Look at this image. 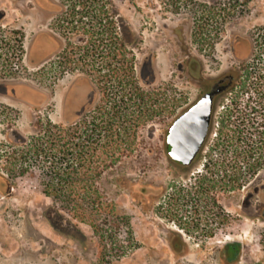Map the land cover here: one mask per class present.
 Returning a JSON list of instances; mask_svg holds the SVG:
<instances>
[{"label": "rangeland", "instance_id": "obj_1", "mask_svg": "<svg viewBox=\"0 0 264 264\" xmlns=\"http://www.w3.org/2000/svg\"><path fill=\"white\" fill-rule=\"evenodd\" d=\"M65 4L0 0V79L17 82L22 97L0 96V264L97 261L92 230L75 223L87 242L75 239L69 218L58 214L43 194L46 176L40 165L17 159L23 142L36 136L40 123L67 124L65 116L75 122L99 101L92 78L64 64L61 52L70 35L57 20L67 10ZM113 10L131 30L127 37L141 83L164 93L169 105L164 121L140 130L136 156L101 181L119 211L131 217L140 246L114 264H216L218 249L235 241L242 244L238 264H264V224L255 220V205L252 212L245 210L247 189L259 178L250 168L260 159L258 130L241 132L233 140L227 134L218 141L210 136L192 167L180 166L168 155L170 126L196 100L199 89L185 77V59L161 24L193 22L194 8L182 0H121ZM29 50L36 64L29 62ZM213 61L206 58L208 73L215 70ZM26 92L32 96L27 98ZM22 164L31 167L25 175L11 171ZM236 172L239 189L222 188L219 181ZM204 178L217 187L212 190L207 181L203 192Z\"/></svg>", "mask_w": 264, "mask_h": 264}, {"label": "trees", "instance_id": "obj_2", "mask_svg": "<svg viewBox=\"0 0 264 264\" xmlns=\"http://www.w3.org/2000/svg\"><path fill=\"white\" fill-rule=\"evenodd\" d=\"M120 1L65 0L67 10L57 20L60 29L70 35L61 52L64 64L88 74L98 84L100 99L75 122L40 123L36 136L23 142L17 158L40 165L46 176L43 194L58 214L69 218L75 239L87 242L75 223L92 230L98 248L95 264H114L140 247L131 217L119 211L101 181L136 156L140 130L164 121L169 107L164 93L139 79L132 40L127 37L131 30L113 10ZM17 168L11 171L19 175L31 169L23 164ZM204 179L203 192L207 181L212 190L217 187L211 179ZM219 184L226 190L239 189L240 178L236 172ZM227 248L230 261L241 257L239 245Z\"/></svg>", "mask_w": 264, "mask_h": 264}, {"label": "flooded vegetation", "instance_id": "obj_3", "mask_svg": "<svg viewBox=\"0 0 264 264\" xmlns=\"http://www.w3.org/2000/svg\"><path fill=\"white\" fill-rule=\"evenodd\" d=\"M182 2L194 8L193 22L188 19L178 23L164 20L161 24L174 42L175 50L185 59V77L199 89L196 100L178 118L211 94L210 133L216 141L222 135L227 134L233 140L236 134L258 130L260 159L250 168L259 178L254 186L247 189L245 210L252 212L255 205L258 215L255 220L264 224V0ZM211 57L215 59V70L208 73L206 58ZM28 59L31 64H36L30 50ZM91 82L100 99L98 84L93 79ZM17 84L8 79H0V96L22 99L18 95ZM9 88L12 92H9ZM73 88L72 85L71 91ZM23 91L30 90L23 88ZM25 94L27 98L32 96L31 92ZM88 99L91 103L93 95ZM65 120L70 122L72 116H65ZM234 244L239 245L242 252L241 242L225 243L217 251L216 264L240 262L241 257L236 261L229 259L231 252L227 247Z\"/></svg>", "mask_w": 264, "mask_h": 264}, {"label": "water", "instance_id": "obj_4", "mask_svg": "<svg viewBox=\"0 0 264 264\" xmlns=\"http://www.w3.org/2000/svg\"><path fill=\"white\" fill-rule=\"evenodd\" d=\"M211 97L207 95L173 122L167 137L172 162L192 167L198 160L211 136Z\"/></svg>", "mask_w": 264, "mask_h": 264}]
</instances>
